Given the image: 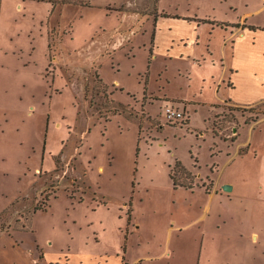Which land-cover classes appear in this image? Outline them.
<instances>
[{
  "label": "rangeland",
  "instance_id": "obj_1",
  "mask_svg": "<svg viewBox=\"0 0 264 264\" xmlns=\"http://www.w3.org/2000/svg\"><path fill=\"white\" fill-rule=\"evenodd\" d=\"M60 3L5 43L0 264H264V104L213 64L264 0Z\"/></svg>",
  "mask_w": 264,
  "mask_h": 264
},
{
  "label": "crops",
  "instance_id": "obj_2",
  "mask_svg": "<svg viewBox=\"0 0 264 264\" xmlns=\"http://www.w3.org/2000/svg\"><path fill=\"white\" fill-rule=\"evenodd\" d=\"M60 2L63 0H0V67L7 65L9 45L5 46V43L7 37L11 40L15 32L14 23L18 21V17L13 16L14 12L23 13V20L29 19L31 15L32 21L37 20L43 24L42 19L46 16L41 11L44 5L45 9L50 5L53 11L54 4H61ZM10 19L13 22L11 31ZM240 22L239 27L232 25L223 27L229 33L228 40L225 39L224 54L217 60L213 59L214 66L220 71L217 87L218 90H222V98L219 102L229 101L238 106L264 104V26L254 25L256 28L251 29L249 26L252 24H247L246 19ZM1 57H5L6 60ZM263 118L261 116L257 121H253L252 128H255V124ZM236 139L237 136H234L231 143ZM250 145V142L241 145L238 153L241 154V148H246V153L243 154H247Z\"/></svg>",
  "mask_w": 264,
  "mask_h": 264
},
{
  "label": "trees",
  "instance_id": "obj_3",
  "mask_svg": "<svg viewBox=\"0 0 264 264\" xmlns=\"http://www.w3.org/2000/svg\"><path fill=\"white\" fill-rule=\"evenodd\" d=\"M64 1V0H63ZM87 2H85L84 4H86ZM83 4V3H82ZM217 25H221L222 27L227 26V25H232V26H236L239 27L240 23H228V22H219ZM245 27V25H244ZM249 28L254 29L256 28V26L250 25ZM240 153H246V148H241L240 149ZM174 167H178L179 169H181L184 172H187V168L184 166V164L181 161H177L176 164L174 165ZM173 167L170 168L169 171V176L171 177L172 181H173V185L175 187L178 186H183L185 188L188 189H193L194 185H195V181H186V179L184 180H179L174 174H173ZM187 174V173H185ZM212 181V180H211ZM213 182V181H212ZM208 187H206V190L208 191Z\"/></svg>",
  "mask_w": 264,
  "mask_h": 264
},
{
  "label": "built area",
  "instance_id": "obj_4",
  "mask_svg": "<svg viewBox=\"0 0 264 264\" xmlns=\"http://www.w3.org/2000/svg\"><path fill=\"white\" fill-rule=\"evenodd\" d=\"M166 114L169 118H173V119H178L179 117L183 116L180 111L172 110L171 108H168Z\"/></svg>",
  "mask_w": 264,
  "mask_h": 264
},
{
  "label": "water",
  "instance_id": "obj_5",
  "mask_svg": "<svg viewBox=\"0 0 264 264\" xmlns=\"http://www.w3.org/2000/svg\"><path fill=\"white\" fill-rule=\"evenodd\" d=\"M224 189H225V190H230V186L225 184V185H224Z\"/></svg>",
  "mask_w": 264,
  "mask_h": 264
}]
</instances>
